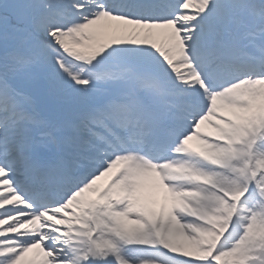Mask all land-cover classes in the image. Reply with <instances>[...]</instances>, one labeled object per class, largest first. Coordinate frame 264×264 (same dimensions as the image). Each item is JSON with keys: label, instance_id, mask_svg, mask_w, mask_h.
I'll return each mask as SVG.
<instances>
[{"label": "snow or ice", "instance_id": "6c2138e0", "mask_svg": "<svg viewBox=\"0 0 264 264\" xmlns=\"http://www.w3.org/2000/svg\"><path fill=\"white\" fill-rule=\"evenodd\" d=\"M0 264H264V0H0Z\"/></svg>", "mask_w": 264, "mask_h": 264}]
</instances>
